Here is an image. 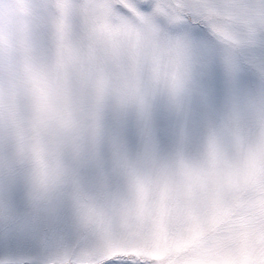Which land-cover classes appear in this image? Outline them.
Wrapping results in <instances>:
<instances>
[{"label":"snow or ice","instance_id":"1","mask_svg":"<svg viewBox=\"0 0 264 264\" xmlns=\"http://www.w3.org/2000/svg\"><path fill=\"white\" fill-rule=\"evenodd\" d=\"M0 264H264V0H0Z\"/></svg>","mask_w":264,"mask_h":264}]
</instances>
